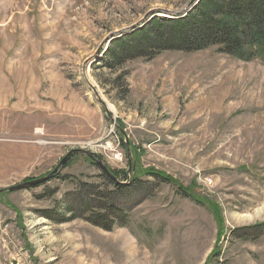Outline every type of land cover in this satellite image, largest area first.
<instances>
[{"label":"rangeland","instance_id":"obj_1","mask_svg":"<svg viewBox=\"0 0 264 264\" xmlns=\"http://www.w3.org/2000/svg\"><path fill=\"white\" fill-rule=\"evenodd\" d=\"M191 1L0 0V189L76 149L153 190L120 196L129 218L111 231L41 217L79 183L110 189L76 152L48 182L0 194V264H264V61L209 48L115 73L97 62L109 38ZM184 192L217 206L222 226Z\"/></svg>","mask_w":264,"mask_h":264},{"label":"trees","instance_id":"obj_2","mask_svg":"<svg viewBox=\"0 0 264 264\" xmlns=\"http://www.w3.org/2000/svg\"><path fill=\"white\" fill-rule=\"evenodd\" d=\"M209 48H216L219 53L244 62L264 61V0H199L185 17L153 18L142 28L111 41L97 62L115 73L135 59L151 60L163 52L193 53ZM124 80L125 73L116 79L117 83H125ZM109 171L118 181L122 172ZM143 174L175 183L152 169L143 171ZM102 177L110 189L101 190L93 184L79 183L77 190L66 194L63 209L45 210L40 216L56 223L81 219L104 231H111L116 221L125 226L130 208H125L117 200L120 196L127 198L129 193L138 196L145 190L150 193L144 199L150 197L153 191L147 187L150 182L140 181L134 175L131 186L115 182L105 174ZM184 196L207 206L215 221L222 226L217 206L191 192H184ZM260 226L264 228V223Z\"/></svg>","mask_w":264,"mask_h":264},{"label":"water","instance_id":"obj_3","mask_svg":"<svg viewBox=\"0 0 264 264\" xmlns=\"http://www.w3.org/2000/svg\"><path fill=\"white\" fill-rule=\"evenodd\" d=\"M199 2V0H192L184 9H181L179 11H166V12H161V13H151L148 14L141 22L135 24L134 26H131L130 28H127L123 31H120V33L118 35H116V38H109L108 40L105 41V43L107 42V46L104 48L103 52L101 53V57L103 55V53L105 52V50L107 49L108 45L110 44L111 41L116 40L124 35L130 34L131 32L138 30L140 28H142L146 23H148L151 19L156 18V17H160V18H167V19H177V18H182L185 17ZM162 16H166V17H162ZM101 57L99 59H101ZM106 113L108 114V112L106 111ZM76 152H83L84 154H86L94 164H96L98 166V168L100 169V171L105 174L108 178L114 180L115 182H118L110 173L108 167L106 165H104L99 157H97L95 154L89 152V151H84V150H71L69 151L62 159L61 161L58 163V165L51 171V173H49L47 176L45 177H41L38 179H34L31 181H26L14 186H10V187H6L3 189H0V194L3 193H11V192H15V191H20V190H24V189H28L31 187H35V186H39L42 185L46 182H48L50 179L53 178V176L60 170L63 169V166L65 165L67 159L74 153Z\"/></svg>","mask_w":264,"mask_h":264},{"label":"built area","instance_id":"obj_4","mask_svg":"<svg viewBox=\"0 0 264 264\" xmlns=\"http://www.w3.org/2000/svg\"><path fill=\"white\" fill-rule=\"evenodd\" d=\"M113 158L115 161L120 162L122 160V154L120 151H115L113 154Z\"/></svg>","mask_w":264,"mask_h":264},{"label":"bare ground","instance_id":"obj_5","mask_svg":"<svg viewBox=\"0 0 264 264\" xmlns=\"http://www.w3.org/2000/svg\"><path fill=\"white\" fill-rule=\"evenodd\" d=\"M162 17H166V16H162Z\"/></svg>","mask_w":264,"mask_h":264}]
</instances>
